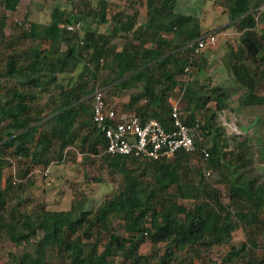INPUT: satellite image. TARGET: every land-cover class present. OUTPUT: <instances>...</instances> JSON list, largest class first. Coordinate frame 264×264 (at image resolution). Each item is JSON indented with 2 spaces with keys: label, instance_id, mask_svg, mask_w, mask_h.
I'll use <instances>...</instances> for the list:
<instances>
[{
  "label": "trees",
  "instance_id": "trees-1",
  "mask_svg": "<svg viewBox=\"0 0 264 264\" xmlns=\"http://www.w3.org/2000/svg\"><path fill=\"white\" fill-rule=\"evenodd\" d=\"M45 1L26 15L48 10ZM137 1L98 0L99 22L118 26L103 32L82 20L93 0H53L40 34L49 48L29 53L22 44L36 36L35 27L25 26L32 20H13L6 32L21 0H0V244L7 233L17 248L35 246L10 250L7 264H264V179L255 159L256 146L264 147V10L255 8L264 0H225L220 13L228 23L211 29L182 10L180 0H140L146 6L140 22V11L131 10ZM230 27L236 40L228 43L224 66L232 77L212 83L206 74L212 46L196 52V39ZM97 86L109 106L168 127L171 99L181 97L184 120L200 123L195 148L172 159L108 153L93 120ZM126 89L127 101L114 102ZM229 108L241 125L259 116L252 132L241 139L227 132L220 114ZM82 114L87 120L80 121ZM91 155L108 160L112 191L97 203L79 190L66 197L62 188L50 197L57 187L49 184L51 166L72 156L79 175ZM11 166L15 174L5 176ZM239 228L245 237L237 243ZM148 240L152 251L143 254ZM216 245L230 248L222 261L210 256Z\"/></svg>",
  "mask_w": 264,
  "mask_h": 264
},
{
  "label": "rangeland",
  "instance_id": "rangeland-1",
  "mask_svg": "<svg viewBox=\"0 0 264 264\" xmlns=\"http://www.w3.org/2000/svg\"><path fill=\"white\" fill-rule=\"evenodd\" d=\"M38 1H45V0H38ZM51 1L53 0L45 1L44 6L47 7L48 11L50 9L47 6V4ZM224 1L225 0H180V7L182 10L186 12L199 15L203 20L205 28L211 29L214 26H217L218 24H223L225 18H227L226 14L220 13L221 8H222L221 3ZM36 2L37 0H22L19 5V10L13 13L11 17L9 18L10 22H8V25L5 29L6 32H10L11 24L13 20L14 21L24 20L26 18L25 16H27L26 14L28 12V9H30ZM98 5H99L98 0H93V6L91 7L92 10L89 12L87 17L82 19L83 23L91 28L97 27L99 24ZM133 5L134 7L143 6V9L145 10V7H144L145 4L141 2L140 0L137 1L136 3H133ZM65 6L70 8L72 5L71 3H66ZM46 14L49 15V12H47ZM218 22H221V23H218ZM14 30L20 31V29H14ZM221 31L222 29L220 31L217 30V33L219 32L217 41L214 44H211L212 47L207 52L209 62H208V65L206 66V74L207 76H209L212 83L214 82L227 83L232 77L231 75L229 76V72L224 66L225 58H226L224 56H225L227 49L229 48L228 43L229 42L232 43L231 41L236 40V38L234 35V31L233 33L230 31L228 34L226 33V35L221 33ZM27 43L28 42L26 41L23 42L22 48H24ZM2 49L3 50L5 49L4 45L2 46ZM238 96H239V93H236L231 97L230 102L232 106L238 105L239 103ZM107 100L109 101L108 96H107ZM220 120H221V123L225 126L228 133L240 134L238 135V139H241V134L244 133V131L241 128L242 126L241 122L243 121V119L238 117V115L236 114V112H234L233 109L229 108V109L222 111L220 114ZM244 124H250V123L245 122ZM253 126H251L248 129V132H252ZM235 143H236L235 140H231L232 145H234ZM263 150H264V147L262 145L256 146L255 159H256L257 173L259 174V176H261L264 179V162L260 161V159L263 157ZM73 157L71 156L72 159H74ZM62 169H63L62 174L64 175V173L67 172L66 176L69 177L68 180H72L73 183L75 182L76 186L71 188L68 185L69 181L68 182L65 181V176L63 177L61 175L62 177L60 176L55 177L56 175L52 174L50 175V178H49V184H54L57 187L51 191L50 197L53 196L56 193V191L62 188L64 190V196L66 197L69 196L70 192L79 190V193H78L79 196L86 195L89 203H97L98 201H101L104 196H106L108 193L112 191L113 184H109V183H113V181L110 180L108 160L105 159L104 156L91 155V157L88 159L86 166H84V168L80 170L79 175H77V172H73L71 166H62ZM15 172L16 170L13 166L7 167L5 169V176L9 174L14 175ZM2 184H4V182ZM225 200H228V198L225 197ZM61 201L64 203L66 201L65 197L62 198ZM116 222L119 223V221H116ZM244 237H245V234L241 228L235 230L234 239L237 243L243 240ZM261 241H264V236L262 237ZM261 243L263 244L264 242H261ZM34 247H35L34 244L31 243L27 246L26 244H24V245H21V247L17 248L14 241L10 239V234L5 233L4 240L2 244H0V264H7V262L10 259V256H9L10 250L16 249L17 252L18 251L20 252L23 249L24 250L33 249ZM229 249L230 248L228 245H216L211 249L210 256L217 261H222L223 257L226 255ZM164 250H165V246L163 245L161 248V251L163 252ZM151 251H152V245L149 240L142 243L140 247V252H142L143 254H150ZM260 251L264 252V245L261 246ZM231 264H244V263L243 261L238 259Z\"/></svg>",
  "mask_w": 264,
  "mask_h": 264
},
{
  "label": "built area",
  "instance_id": "built-area-1",
  "mask_svg": "<svg viewBox=\"0 0 264 264\" xmlns=\"http://www.w3.org/2000/svg\"><path fill=\"white\" fill-rule=\"evenodd\" d=\"M264 10V2L256 8ZM80 22L77 23V26ZM76 24L68 25L74 28ZM218 33L206 30L196 39L195 51L214 44ZM192 68L186 67L187 71ZM93 120L107 138L106 151L112 155L132 154L139 158L172 159L180 149L191 151L195 148L196 138L201 133L200 123L188 124L181 115V97H173L171 123L166 126L160 119H143L136 111L120 110L106 102L105 89L97 86L94 91ZM208 155V151H206ZM210 173V170H207Z\"/></svg>",
  "mask_w": 264,
  "mask_h": 264
},
{
  "label": "crops",
  "instance_id": "crops-1",
  "mask_svg": "<svg viewBox=\"0 0 264 264\" xmlns=\"http://www.w3.org/2000/svg\"><path fill=\"white\" fill-rule=\"evenodd\" d=\"M144 7H145V10L143 9V6L134 7L133 4L131 5V10L132 9H138L140 11V13H141L140 20H139L140 22L144 21L145 18H146V6H144ZM18 10H19V6H18ZM47 12H49V11L46 10V9H44L43 11H41V10L40 11L33 10V13L28 14L27 16H25L26 18L29 16V19L32 20L30 22H27L25 26H27V27L28 26L29 27H35V30H36V32H34L36 36H34V38H32V39L31 38L28 39L26 41L28 43L23 48V49H28V52L29 53L33 52L35 49H37V47H40V46L43 49H48L49 48V43L47 42V40L44 39L42 41L41 40L42 38L40 37L41 29H42L43 24L44 23H47V21L50 19V15L46 14ZM221 22H218V23H221ZM227 23H228L227 18H225L224 23L221 24V28H223V26L226 25ZM37 25H39V26H37ZM262 26H263V24L260 23L259 24V27H262ZM113 27H114V30L115 29L118 30V26H117V24H115V22L108 21V22H99L98 26L97 27H94L93 29H98L99 31L108 32ZM232 29H234V27H230V28L225 29V30L222 29L221 33H223V34L226 35V33L228 34ZM233 31L235 32V30H232L231 32L233 33ZM231 42L232 43L233 42L235 43V40L234 41L232 40ZM121 47H122V44H119L118 45V48L120 49ZM128 97H129V91H127V89L126 90H123L120 93H118V95H115L114 96V102L119 103V104H122L124 101H127ZM47 99H48V93H45L43 95L42 102H46ZM86 118H87V115L86 114H82L81 117H80V121H83V119H86ZM74 157H77V160H78L79 157H80V153L74 155ZM60 165H59L60 167L59 166H56L55 167V165H52L53 166V171H55V173H54L56 175L55 177H57V174L60 177L66 176V173L67 172L64 173V175L62 174L63 173L62 172V170H63L62 169V166H71L72 167V170L75 171V169H74V165L75 164H74L73 159L71 157L69 159V163H67V164H60Z\"/></svg>",
  "mask_w": 264,
  "mask_h": 264
},
{
  "label": "water",
  "instance_id": "water-1",
  "mask_svg": "<svg viewBox=\"0 0 264 264\" xmlns=\"http://www.w3.org/2000/svg\"><path fill=\"white\" fill-rule=\"evenodd\" d=\"M258 119H259V116H256L255 120H254L252 123H250V124H242V126H241L242 130H243L244 132L248 131V129H249L251 126H253V125L257 122Z\"/></svg>",
  "mask_w": 264,
  "mask_h": 264
}]
</instances>
